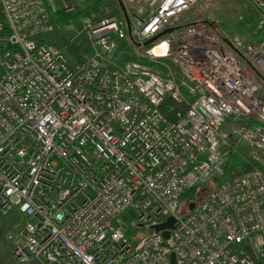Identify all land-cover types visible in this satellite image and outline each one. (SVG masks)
I'll return each instance as SVG.
<instances>
[{
	"label": "built area",
	"instance_id": "2783aa9c",
	"mask_svg": "<svg viewBox=\"0 0 264 264\" xmlns=\"http://www.w3.org/2000/svg\"><path fill=\"white\" fill-rule=\"evenodd\" d=\"M241 1L246 25L225 36L220 0H0L15 264H264V0ZM232 154L262 166L229 168ZM170 215V238L125 228Z\"/></svg>",
	"mask_w": 264,
	"mask_h": 264
},
{
	"label": "rangeland",
	"instance_id": "374dc122",
	"mask_svg": "<svg viewBox=\"0 0 264 264\" xmlns=\"http://www.w3.org/2000/svg\"><path fill=\"white\" fill-rule=\"evenodd\" d=\"M81 3H91L93 4V0H77ZM93 6V5H92ZM80 7H83L82 5ZM239 13L249 14V7L245 5L241 0H220V7L209 13V17L213 22V25L217 28L218 31L222 32L225 36L232 35L236 31H242L243 27L246 25L245 22H238V15ZM73 46V45H72ZM71 46L68 47V51L71 50ZM134 50L132 48L129 50H125L122 52L123 56L133 58ZM247 158H249L248 154L246 153L245 146L243 147ZM250 149H247L249 152ZM242 162L245 163H253V166H262V163L259 160L248 161L246 158L241 157ZM238 169H246L241 164H236ZM251 167V168H252ZM230 168V167H229ZM223 178V176L218 178H212L205 184H202L193 190H190V193L187 196H184L182 205L178 208L179 213H184L189 210L187 207L188 200L197 197V199H202L208 195L211 189ZM203 190V191H202ZM2 214V213H0ZM20 219H16L13 222V225H16L18 228V223H20ZM129 222V221H128ZM126 231L128 235L135 241L140 242L146 235H149L154 232V230L150 227V225H140L138 222L134 221L133 223L130 222L129 225H126ZM14 229V230H15Z\"/></svg>",
	"mask_w": 264,
	"mask_h": 264
},
{
	"label": "crops",
	"instance_id": "0c3cea01",
	"mask_svg": "<svg viewBox=\"0 0 264 264\" xmlns=\"http://www.w3.org/2000/svg\"><path fill=\"white\" fill-rule=\"evenodd\" d=\"M20 219L17 212L0 214V264H15L13 260L14 239L9 238L8 234L16 228L13 222ZM24 264H44L37 258L30 259Z\"/></svg>",
	"mask_w": 264,
	"mask_h": 264
},
{
	"label": "water",
	"instance_id": "95a60500",
	"mask_svg": "<svg viewBox=\"0 0 264 264\" xmlns=\"http://www.w3.org/2000/svg\"><path fill=\"white\" fill-rule=\"evenodd\" d=\"M128 18V17H127ZM129 21V20H128ZM130 24V23H129ZM173 28H168L166 29V31H171ZM164 33V32H162ZM161 33V34H162ZM196 202L195 201H191L189 203V208L190 209H193L194 206H195ZM175 221H176V217L174 215H170L167 217V219L163 220V221H160V222H157V223H152L150 225V227L155 230V231H160L162 230L163 234L167 237V238H170L171 236V231L170 229L174 226L175 224ZM171 264H175V253L172 252L171 253Z\"/></svg>",
	"mask_w": 264,
	"mask_h": 264
},
{
	"label": "trees",
	"instance_id": "16d2710c",
	"mask_svg": "<svg viewBox=\"0 0 264 264\" xmlns=\"http://www.w3.org/2000/svg\"><path fill=\"white\" fill-rule=\"evenodd\" d=\"M103 1L104 0H93V4L92 5H93V7L95 9H97L98 8V5L100 3H102ZM79 10H82V7L79 6ZM63 16H64V18H68V17L74 16V14H69V15L68 14H65ZM236 164H241L242 166H244V168L249 169V168L252 167V164L253 163H245V162H242L241 157L238 154H232L231 157H230V162L227 165V167H234V168H236L237 167ZM194 188H196V187H194ZM189 193H190V191H187L184 196H187Z\"/></svg>",
	"mask_w": 264,
	"mask_h": 264
},
{
	"label": "bare ground",
	"instance_id": "6f19581e",
	"mask_svg": "<svg viewBox=\"0 0 264 264\" xmlns=\"http://www.w3.org/2000/svg\"><path fill=\"white\" fill-rule=\"evenodd\" d=\"M158 49H159V47L156 48V50H158Z\"/></svg>",
	"mask_w": 264,
	"mask_h": 264
}]
</instances>
